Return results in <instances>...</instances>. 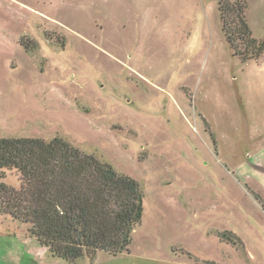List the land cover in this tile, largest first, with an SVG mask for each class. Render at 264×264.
<instances>
[{"label":"rangeland","instance_id":"1","mask_svg":"<svg viewBox=\"0 0 264 264\" xmlns=\"http://www.w3.org/2000/svg\"><path fill=\"white\" fill-rule=\"evenodd\" d=\"M246 20L263 40L264 0ZM0 138L141 184L129 252L77 264H264V56L235 55L218 0H0ZM0 264L70 263L0 214Z\"/></svg>","mask_w":264,"mask_h":264},{"label":"trees","instance_id":"2","mask_svg":"<svg viewBox=\"0 0 264 264\" xmlns=\"http://www.w3.org/2000/svg\"><path fill=\"white\" fill-rule=\"evenodd\" d=\"M247 6L248 0H218L227 43L242 61L264 56ZM7 172L17 173L21 188L0 184V214L27 225L53 258L77 264L101 252H129L144 213L136 180L58 138H0V176Z\"/></svg>","mask_w":264,"mask_h":264},{"label":"crops","instance_id":"3","mask_svg":"<svg viewBox=\"0 0 264 264\" xmlns=\"http://www.w3.org/2000/svg\"><path fill=\"white\" fill-rule=\"evenodd\" d=\"M42 248V247H41Z\"/></svg>","mask_w":264,"mask_h":264}]
</instances>
